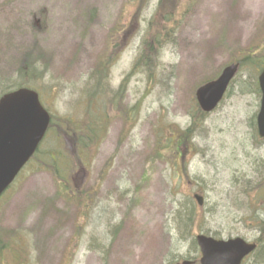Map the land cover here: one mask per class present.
<instances>
[{
    "label": "rangeland",
    "instance_id": "rangeland-1",
    "mask_svg": "<svg viewBox=\"0 0 264 264\" xmlns=\"http://www.w3.org/2000/svg\"><path fill=\"white\" fill-rule=\"evenodd\" d=\"M133 1L0 0V94L26 83L52 117L36 158L0 199V264H176L199 258L196 235L264 242V140L253 129L258 64L244 63L207 117L192 102L226 65L249 54L264 59V0H166L181 17L155 69L146 67L151 78L133 65L159 3L135 9ZM105 49L109 93L90 100L89 78ZM118 89L122 99L111 100ZM89 117L108 126L77 174L78 187L91 190L83 209L64 198L48 165L57 163L75 187L77 163L57 127ZM189 127L176 164L165 140ZM193 193L203 197L199 209ZM262 247L245 264L262 262Z\"/></svg>",
    "mask_w": 264,
    "mask_h": 264
},
{
    "label": "water",
    "instance_id": "water-1",
    "mask_svg": "<svg viewBox=\"0 0 264 264\" xmlns=\"http://www.w3.org/2000/svg\"><path fill=\"white\" fill-rule=\"evenodd\" d=\"M237 69V65L226 67L215 81L196 90V101L203 112L209 113L216 107ZM258 81L262 101L256 122L259 136L264 137V70ZM49 120L33 91L20 89L0 98V195L33 155ZM194 199L201 204L200 197L194 196ZM195 241L201 253L199 264H240L255 249V245L239 238L217 241L199 235Z\"/></svg>",
    "mask_w": 264,
    "mask_h": 264
},
{
    "label": "trees",
    "instance_id": "trees-1",
    "mask_svg": "<svg viewBox=\"0 0 264 264\" xmlns=\"http://www.w3.org/2000/svg\"><path fill=\"white\" fill-rule=\"evenodd\" d=\"M166 0H160V4L158 6V9L156 10L154 19L152 21H150V23L152 24V34L150 35L149 40H146L144 42V45L142 46V49L140 51V53L137 55V57L135 58L134 61V69L136 67H138L140 69L141 73H147L146 72V67L148 68H154L155 69V59L156 56L158 55V53L160 52L161 48L164 45V41L165 39H167V37L169 36L170 32V22L171 20L173 21L175 17H177V9L176 7H172L170 6V4H165ZM142 0H134L132 2V6L136 9L139 8L141 9L142 7ZM125 9V7H124ZM138 10V9H137ZM124 17V15H123ZM130 24V23H129ZM127 24L125 27H130V25ZM114 32L110 33L109 35V41L106 43L105 47L108 50H111V42H113L116 38V35H112L114 34ZM173 33V32H172ZM116 41V39H115ZM154 55V57H152L151 54ZM109 55V54H108ZM106 53V49L102 52V54L97 58L95 64H94V68H93V72L90 75V84L93 88V94L90 97V100H94L98 95L97 93H100L103 90L104 87V76L106 74V72L109 69V65L110 63L107 61L106 56H108ZM142 66H145L142 67ZM108 67V68H107ZM107 70V71H106ZM148 74V73H147ZM148 78H151L148 74ZM125 82H123L124 86H125ZM59 126L57 127V129H61L62 125H65V128H71V124L70 122H66L64 120H60L59 121ZM88 124V123H87ZM94 125V124H93ZM87 126H85L84 123H82L79 126H76L74 128H77L78 131H80L83 135L86 134L87 131ZM50 130H52V123L50 125ZM80 134V133H79ZM68 138V142L70 141V136H67ZM86 138V136L84 137ZM73 144H78L77 142L74 141V139H71ZM76 148V147H75ZM76 151V149H75ZM81 165V164H78ZM77 192V198L78 201H81V192L80 191H76ZM190 218H187V221H189ZM2 245V237L0 236V247Z\"/></svg>",
    "mask_w": 264,
    "mask_h": 264
},
{
    "label": "flooded vegetation",
    "instance_id": "flooded-vegetation-1",
    "mask_svg": "<svg viewBox=\"0 0 264 264\" xmlns=\"http://www.w3.org/2000/svg\"><path fill=\"white\" fill-rule=\"evenodd\" d=\"M263 44H264V41H263ZM249 61L251 62V63H256V64H258V67L260 66V70H259V73H260V71L264 68V59L263 60H258V59H255V58H253V55H251V54H249ZM259 73L257 74V76H256V79H257V77H258V75H259ZM256 83H257V80H256ZM256 83H254V85H253V90H254V92L252 93V96L254 97V99L256 100L255 101V105L257 106V110H258V108H259V103H260V98H261V93H260V91H259V87H258V83L256 84ZM262 142H264V141H262ZM261 244V245H260ZM264 242H262V243H259V245L260 246H258L257 245V249H256V252L254 253V254H256L257 253V251H259V249H260V247H262V249L264 250ZM253 254V255H254ZM251 256H248V257H246L242 262H241V264H245L246 263V261H247V259L248 258H250ZM258 259H255L254 261H253V263H251V264H264V258L262 259V262H258L257 261Z\"/></svg>",
    "mask_w": 264,
    "mask_h": 264
}]
</instances>
